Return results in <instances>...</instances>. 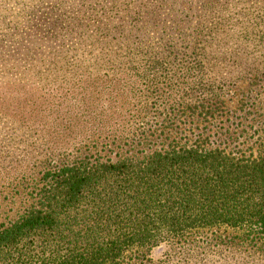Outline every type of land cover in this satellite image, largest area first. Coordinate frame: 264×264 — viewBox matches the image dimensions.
I'll list each match as a JSON object with an SVG mask.
<instances>
[{
    "label": "trees",
    "instance_id": "trees-1",
    "mask_svg": "<svg viewBox=\"0 0 264 264\" xmlns=\"http://www.w3.org/2000/svg\"><path fill=\"white\" fill-rule=\"evenodd\" d=\"M168 1L176 0L154 1L152 10L135 7L131 20L137 24L150 15L157 25L166 24L161 15ZM178 3L170 8L176 12L171 20L181 41L186 39L166 43L154 59L166 65L173 56L186 72L204 77L214 72L216 58L210 60L206 45L196 39L206 36L203 24L188 35L181 30L187 15L178 14L184 13ZM134 26H114L107 43L127 41L139 30ZM185 54L195 56V64ZM129 68L115 74L118 116L84 120L95 121L101 131L71 135L64 153L53 147V153L41 155L46 161L36 166L29 202L0 225V264H168L175 241L220 228L243 230L239 246L250 248L249 254L264 253V126L237 134L227 115V88L215 84L196 83L192 89L162 82L164 95L157 88L141 94L138 108L126 115L134 106V85L123 78ZM248 70L250 85L264 79V67ZM50 155L57 157L48 161ZM164 243L170 246L166 258H154L152 251ZM188 249L183 253L193 262L187 264H203L208 251L200 256ZM181 256L176 251L171 264H183Z\"/></svg>",
    "mask_w": 264,
    "mask_h": 264
},
{
    "label": "rangeland",
    "instance_id": "rangeland-1",
    "mask_svg": "<svg viewBox=\"0 0 264 264\" xmlns=\"http://www.w3.org/2000/svg\"><path fill=\"white\" fill-rule=\"evenodd\" d=\"M154 1L158 0H0V225L15 218L29 202L28 191L38 175L36 166L46 161L40 158L42 154L55 147L64 153L71 135L101 131L95 121L84 120L118 116L119 78L115 74L125 65L131 69L123 78L134 85V106L126 115L138 108L136 99L141 94L157 88L158 95H164L167 89L162 82L191 88L196 83L215 84L227 88V115L232 129H239L237 134H252L264 126V79L250 85L248 70L264 67V0L168 1L161 15H166V24L157 25L156 17L150 15L135 24L133 9L146 5L152 10ZM177 2L176 9L184 10L178 14L187 15L181 30L188 35L198 23L203 24L206 36L196 39L206 45L203 49L210 60L216 58L214 72L204 77L186 72L173 56L166 65L154 59L172 40L180 45L186 39L181 41L171 20L176 12L170 8ZM116 25L128 29L135 25L139 30L127 41L120 40L119 46V40L108 44ZM184 57L195 64V56ZM56 157L50 155L48 161ZM243 232L220 228L191 233L185 242L175 241L170 253L182 252L183 264L187 259L193 262L183 253L188 247L200 256L208 251L203 264H264V253L249 254L250 248L239 246L238 236ZM164 244L152 251L154 258H166L163 254L170 246ZM182 244L187 248L179 251ZM172 255L168 264L177 261Z\"/></svg>",
    "mask_w": 264,
    "mask_h": 264
}]
</instances>
